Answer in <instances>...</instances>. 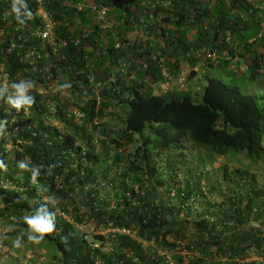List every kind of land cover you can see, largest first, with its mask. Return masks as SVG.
<instances>
[{"label": "trees", "instance_id": "obj_1", "mask_svg": "<svg viewBox=\"0 0 264 264\" xmlns=\"http://www.w3.org/2000/svg\"><path fill=\"white\" fill-rule=\"evenodd\" d=\"M164 1L167 6L157 0H43L53 22L46 39L37 34L42 22L34 0L17 4L23 24L12 0H0V76L6 77L0 86L7 89L0 97V218L11 227L15 219L18 236L32 246L24 217L42 205L55 211V230L40 243L53 250V264H169L163 250L172 264H183L184 249L187 264H264L263 191L249 170L219 168L227 186L218 204H207L211 220L204 212L191 217L190 210L206 156L187 168L183 185L162 186L178 177L183 141L208 156L264 158V104L246 93L248 82L264 83V0ZM78 2L108 6L111 24L78 10ZM133 31L132 42L127 35ZM234 57L227 82L205 75L200 90H153L162 79L159 64L176 77L184 63L228 69ZM237 78L245 92L233 83ZM21 80L33 82L28 92L36 102L16 110L6 100ZM114 117L122 125L116 130ZM95 133L116 147L138 145L127 156H110L95 146ZM160 187L174 191L176 204L165 202ZM50 200L58 201L55 207ZM78 222L88 224L87 233L89 226L130 227L138 239L120 236L105 253L90 247ZM99 238L90 234L91 241ZM251 254L259 259L248 260Z\"/></svg>", "mask_w": 264, "mask_h": 264}, {"label": "rangeland", "instance_id": "obj_2", "mask_svg": "<svg viewBox=\"0 0 264 264\" xmlns=\"http://www.w3.org/2000/svg\"><path fill=\"white\" fill-rule=\"evenodd\" d=\"M254 28L248 29V33L255 34ZM256 35V34H255ZM128 40L134 41L135 33H131L127 35ZM237 58H233L232 60H236ZM197 66V71L195 72V76H193L191 79L188 78V75L190 74V71L193 70L190 66L184 65L183 74L187 76V87L188 89L193 92V90H200L201 86L204 85V79L201 80L202 77H205V75H213L216 77L221 78L223 81L227 82L226 76L227 72H229L228 69H204L203 65ZM244 70V65L239 66L238 71ZM198 74V77L196 76ZM232 79V77H231ZM233 83L240 85V80H235ZM193 89V90H192ZM246 89L248 90L246 93H251L259 97V103L264 104V83L259 81H251L247 83ZM250 90V91H249ZM241 91H243L241 86ZM63 95H68V90L62 91ZM115 120L111 121V128L116 130L118 127H121V121L118 122V118L114 117ZM54 124H58L55 120H50ZM99 146V144H97ZM138 145L137 141H134L131 145L129 150H133L135 146ZM178 152V151H176ZM181 157L178 156V171L177 174L178 177L173 179L171 177H167V182L162 186H175L177 184L183 185L185 179L190 178L189 174H187V168L190 165H195L197 163V158L199 157H207V162L203 166H201L205 173L201 174L200 180H199V189L200 191L196 194V198H193L190 201V210H191V217L197 216V213H205L206 218L208 220H211L212 218H215V214H207L211 208L207 206L208 203H216L222 199V194L225 193V187L227 186L222 182V172L219 170V168L226 164L228 166V169H234V168H240V169H247L251 174L255 175L256 182L258 186H261V189L263 191V195L261 196L262 200L264 201V158L258 162H250L248 159H246L243 156L240 155H228V156H208L207 153H205L201 149L194 148L186 141H183L181 146ZM164 166V165H162ZM197 170V169H196ZM196 173V172H195ZM197 180V176L194 177V181ZM220 183L222 186H220ZM215 185V191L209 192L207 190L208 186ZM161 188V189H160ZM160 193L163 192L164 200L165 202L168 201L166 198L167 192L166 189L160 187ZM223 190V191H222ZM174 204H176V201H172ZM3 204L0 201V210L2 209ZM213 212L216 211L214 208L212 209ZM14 224L13 226H8L3 223V220L0 218V264H53V261L50 257L53 250L51 247H48L47 243L44 242L42 244H33L30 246L27 241L22 240L18 236V225L15 222V219L13 220ZM11 235L8 233L11 232ZM15 233V234H14ZM13 234V235H12ZM17 234V235H16ZM20 238V247L14 246V241ZM47 245V246H46ZM52 251V252H51ZM185 253V250H183ZM248 260L250 259H259L254 254H251L250 257H247ZM188 259L187 257L184 258L183 264H187Z\"/></svg>", "mask_w": 264, "mask_h": 264}, {"label": "clouds", "instance_id": "obj_3", "mask_svg": "<svg viewBox=\"0 0 264 264\" xmlns=\"http://www.w3.org/2000/svg\"><path fill=\"white\" fill-rule=\"evenodd\" d=\"M167 2L168 4V1H165ZM21 3V0H12V12L15 14V18L16 20L23 24V21L19 19L20 17V8L17 7V4H20ZM166 5H163V6H167ZM262 7L264 8V1L261 3ZM25 8H28L27 4L24 5ZM27 15L29 17L32 16V12L29 10L27 12ZM149 18H151L153 20V13L151 12L148 16ZM135 33V38L137 36V33L135 31H133ZM132 32V33H133ZM131 34V33H130ZM128 38V37H127ZM134 38V39H135ZM250 41V40H249ZM118 44V43H116ZM116 46V45H115ZM118 47V46H116ZM223 55L225 56V58L229 59V56L226 54V51L223 53ZM211 59H215V55L214 54H211L210 55ZM235 58V57H234ZM205 61V60H203ZM232 62L229 63V66L227 68H229L230 70H235V66H234V61L235 60H231ZM184 65H188L190 66L189 64L187 63H184L183 64V67ZM202 64L200 65H196L194 67L190 66L193 70L191 71H197V66L198 68H200L199 66H201ZM162 66V64H159V67ZM201 69V68H200ZM183 70L184 68H182V71L181 73H183ZM180 73V74H181ZM185 76V87L184 89H181V90H186L188 89L187 87V76ZM196 76L198 77V74H196ZM0 78L2 79L3 82H5V75L4 76H0ZM162 82V79L161 81L159 82H156L153 84V90L155 93H165L162 91V87L159 85V83ZM33 87V82L29 81V82H26V80H21L20 82L18 83H13L11 85V89H13V93L11 95H9L7 97V100L6 102L13 108H15L16 110H20L21 108L23 109H27V108H30L31 106H33L35 104V97L30 95L29 92H28V89L29 88H32ZM7 89L4 87V86H0V97H3V94L4 92L6 91ZM174 90H178L176 88V86L174 85L173 88L167 90V91H174ZM96 99H98V95L96 96ZM76 113V116L74 117L77 121L80 117V115L77 113V112H74ZM98 125V120H96L95 118L92 120L91 124H89V127H91V129L93 130V126H97ZM99 136L97 133H95V138H94V143H95V146L97 147L99 144L100 148L102 150H105L108 152V154L110 156L114 155L116 152H119L123 155H128L130 152H132L131 150H129L130 148V145L133 143H129V144H124V145H121L119 147H116L113 143H109L107 141L105 142H101L99 141ZM77 145H80L79 143H76ZM11 146V143L9 142V144L7 145V148H10ZM98 146V147H99ZM105 147V148H104ZM134 149V148H133ZM4 165L2 163H0V168H3ZM20 167L21 168H24L25 165L24 164H20ZM34 176H35V172H34ZM170 193H173V196L171 197L170 196ZM174 191L171 190L170 192L167 193V197H168V201L169 202H172L174 199ZM172 200V201H170ZM50 202L53 203V206L55 207L56 204L58 203L57 200H50ZM69 218V217H68ZM55 221H56V212L53 211V212H49L48 208L44 205H42L40 207V209L36 212L35 215H27L24 217V222L27 224L28 228H27V233H28V240L35 243V244H39L41 243V241L44 239L45 235L47 234H51L54 232L55 230ZM88 226V224H87ZM143 244L145 246L147 245H152V242H143ZM14 246L15 247H20L21 244H20V238H17L15 241H14ZM185 250V253L183 252V250L181 251V254H184L186 257H187V254H188V251ZM185 258V257H184Z\"/></svg>", "mask_w": 264, "mask_h": 264}, {"label": "built area", "instance_id": "obj_4", "mask_svg": "<svg viewBox=\"0 0 264 264\" xmlns=\"http://www.w3.org/2000/svg\"><path fill=\"white\" fill-rule=\"evenodd\" d=\"M161 5H166L167 2L164 0H157ZM34 2L37 3L38 8L36 10V14L38 17H40L42 22V27L39 31H37V34L40 35L42 38L49 39L51 35V29L53 27V22L50 19L49 15L46 13V11L42 7L43 0H34ZM78 10L83 9H89L91 12H94L96 16L102 20V23L104 25H110L111 21L109 18V7L100 3H93V4H87L86 2H78L75 6ZM52 44V41L50 42ZM118 46V44H116ZM160 73L162 76V82L159 83V85L162 87V91L165 92L171 88L176 86L178 90L184 89L185 87V76L183 73L179 74L176 77H173L165 67L160 66ZM170 196H173V193H170ZM45 199V197H44ZM114 201L111 202V207H113ZM131 204L138 205L139 202L137 200L131 201ZM60 215L64 214L62 212H58ZM68 221H71L70 218L64 216ZM75 228L78 230H81L82 232H86V229L88 228L87 225H84L83 223H76ZM89 231L91 233H87L84 235V240L89 243L90 247L92 249H99L102 252L108 253L113 251V249L117 246V238L120 236H128L134 239H138L136 237V231L130 227H100V228H93V226H89ZM90 234H98L100 236L99 239L91 241ZM162 254H164L169 262V264H172L171 258L169 256V252L167 250L161 251ZM94 264H101L99 260H96Z\"/></svg>", "mask_w": 264, "mask_h": 264}]
</instances>
